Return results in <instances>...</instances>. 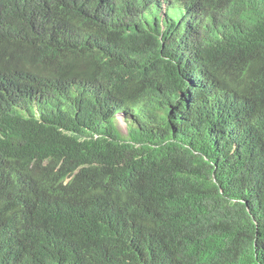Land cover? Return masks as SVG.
<instances>
[{
  "label": "trees",
  "instance_id": "1",
  "mask_svg": "<svg viewBox=\"0 0 264 264\" xmlns=\"http://www.w3.org/2000/svg\"><path fill=\"white\" fill-rule=\"evenodd\" d=\"M241 1L206 41L232 91L185 110L172 12L135 30L119 0H0V80L48 55L62 76L37 112L0 88V264H264V0ZM136 95L147 115L122 133L97 99Z\"/></svg>",
  "mask_w": 264,
  "mask_h": 264
},
{
  "label": "clouds",
  "instance_id": "2",
  "mask_svg": "<svg viewBox=\"0 0 264 264\" xmlns=\"http://www.w3.org/2000/svg\"><path fill=\"white\" fill-rule=\"evenodd\" d=\"M113 2V0H111ZM127 9L128 19L126 25L135 30H146L148 20L154 16L160 18L161 31L168 25V12L178 16L184 23V38L181 37V44L176 47L174 54L178 61V68L185 78L188 88L183 94V107L185 110L197 105L200 100L216 104V100L227 99L232 89L229 87L230 75H224L210 69L205 61L206 41L223 40L226 34H230L234 26L233 21L241 14L239 9L241 0H119ZM154 15V16H153ZM112 18V16H111ZM213 24V37L205 39V31ZM224 30L222 32L221 30ZM204 40V41H203ZM53 56H47L37 73L20 78L13 76L14 81H1L0 88L16 90L20 98L33 96V111L37 112V101L43 98L42 89L52 81H59L62 76L56 70ZM74 57L69 55L65 72L62 79L63 97L69 89L79 90V82L72 75L71 68ZM46 72H54L53 77L45 76ZM238 81V80H237ZM69 84V85H68ZM50 97V95H48ZM97 101L109 113H112L115 120L123 116L126 122H142L143 116L147 115L146 103L143 95H136L126 99L100 96ZM62 108L56 106V108ZM55 108V109H56ZM195 110V109H194ZM241 118L235 116V124H241ZM125 128V126L123 127Z\"/></svg>",
  "mask_w": 264,
  "mask_h": 264
},
{
  "label": "rangeland",
  "instance_id": "3",
  "mask_svg": "<svg viewBox=\"0 0 264 264\" xmlns=\"http://www.w3.org/2000/svg\"><path fill=\"white\" fill-rule=\"evenodd\" d=\"M116 126L118 129L121 130L122 133L125 132V128H123L126 124V120L123 116H119L117 117V119L115 120Z\"/></svg>",
  "mask_w": 264,
  "mask_h": 264
}]
</instances>
